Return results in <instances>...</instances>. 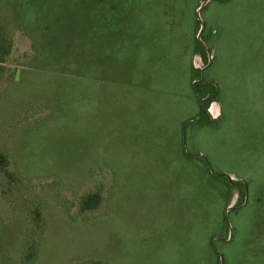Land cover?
<instances>
[{
	"label": "rangeland",
	"instance_id": "374dc122",
	"mask_svg": "<svg viewBox=\"0 0 264 264\" xmlns=\"http://www.w3.org/2000/svg\"><path fill=\"white\" fill-rule=\"evenodd\" d=\"M0 6V264H264V0Z\"/></svg>",
	"mask_w": 264,
	"mask_h": 264
},
{
	"label": "trees",
	"instance_id": "16d2710c",
	"mask_svg": "<svg viewBox=\"0 0 264 264\" xmlns=\"http://www.w3.org/2000/svg\"><path fill=\"white\" fill-rule=\"evenodd\" d=\"M1 10V6H0ZM198 47L201 49L199 52V55L201 56L202 59L206 58L205 51L202 49L200 44ZM194 89L197 91L198 88L194 87ZM212 90L215 91L214 97L217 95L216 94V88L212 86ZM198 92V91H197ZM202 98L199 99L200 107L202 110V113L200 116H202V120H209L207 113H206V103H205V95L201 96ZM0 173L4 175V177H7L8 179H11L14 175L13 173L10 172L9 170V165H8V159L7 156L4 155L3 153L0 152ZM101 196L100 194H88L86 197L83 198L82 203L80 205V210L82 212H87V211H93L97 209L101 205ZM25 253V252H24ZM35 255V245L33 247H30V250L28 249L26 257L28 258L29 261H31L34 258ZM84 264H102L99 261H90V262H85Z\"/></svg>",
	"mask_w": 264,
	"mask_h": 264
},
{
	"label": "crops",
	"instance_id": "0c3cea01",
	"mask_svg": "<svg viewBox=\"0 0 264 264\" xmlns=\"http://www.w3.org/2000/svg\"><path fill=\"white\" fill-rule=\"evenodd\" d=\"M168 76H166V77H164L165 79L167 78ZM167 130H168V128H167ZM167 135H169V137L171 138V134H168V132H167ZM173 135V134H172ZM182 135H184V133L181 131L180 132V138H177L176 140H177V144L180 146V154H179V156H181L180 158H182L183 160H185L184 158H183V156H182V154H185V156H187L186 158H188L189 157V159H190V156L187 154V151H185V147H186V140H187V138H184ZM167 140H169V138L167 139ZM169 141H171V140H169ZM187 150V149H186ZM226 227V226H225ZM226 236V235H225ZM232 239H233V237L231 236V239L230 240H228L229 242H231L232 241ZM257 241V240H256ZM223 242L224 243H228L227 242V239H224L223 240ZM263 242H264V238L263 237H261V238H259V241H257V243H256V246H260V245H262L263 244ZM257 248V247H256ZM259 248V247H258ZM253 252V251H252ZM219 254H221V253H219ZM253 255V258L252 259H255V257H256V259H258V261H260V262H262V263H264V254H262V251L261 252H259L258 254H252ZM223 256L221 255V264H224L223 263V258H222ZM262 260V261H261ZM255 261H253V262H251L250 264H255L254 263Z\"/></svg>",
	"mask_w": 264,
	"mask_h": 264
}]
</instances>
